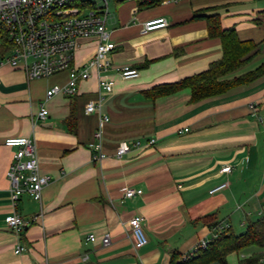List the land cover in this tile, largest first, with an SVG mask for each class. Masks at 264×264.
I'll list each match as a JSON object with an SVG mask.
<instances>
[{
    "label": "crops",
    "instance_id": "crops-1",
    "mask_svg": "<svg viewBox=\"0 0 264 264\" xmlns=\"http://www.w3.org/2000/svg\"><path fill=\"white\" fill-rule=\"evenodd\" d=\"M123 1H111L105 21L115 45L107 73L112 92L99 91L92 72L75 96L47 99L50 87L65 85L66 72L56 83V75L28 80L23 69L0 66V264H169L173 252L184 255L200 240L222 233L219 225L239 235L264 217V75L194 104L188 90L145 96L154 86L200 74L222 58L220 40L208 37L207 16H217L222 29L233 28L240 41L257 46L249 54L256 52L254 57L229 78L263 65L264 0L119 4ZM156 18L168 26L143 33V23ZM96 44L79 41L76 66L91 58ZM8 54L0 42V57ZM124 67L138 76L121 80L117 70ZM88 103L98 110L86 114ZM40 105L48 111L43 121L35 120ZM103 117L105 158L92 163L93 132ZM19 137L34 143L39 170L50 182L40 202L25 194L13 208L5 174L14 149L3 143ZM122 142L130 149L119 156ZM224 166L229 173H220ZM224 182L225 189L209 194ZM128 188L142 194L124 198ZM14 212L29 222L19 237L4 223ZM133 216L143 218L148 239L139 250L133 249L127 225ZM89 234L97 241H87ZM104 234L110 237L107 247L99 243ZM18 245L25 250L15 254ZM258 253L264 249L248 247L226 261L235 257L237 264Z\"/></svg>",
    "mask_w": 264,
    "mask_h": 264
},
{
    "label": "built area",
    "instance_id": "built-area-1",
    "mask_svg": "<svg viewBox=\"0 0 264 264\" xmlns=\"http://www.w3.org/2000/svg\"><path fill=\"white\" fill-rule=\"evenodd\" d=\"M100 1V8L85 12V9L89 7L88 3L82 0H0V25L5 31L6 45L9 47V54L0 57V66L8 65L12 68L23 69L28 80L48 79L66 72L65 85L50 87L45 94L47 99L57 94L75 96L79 82L89 79L92 72L96 76L99 91L112 92L114 82L108 78L107 73L111 69L110 55L115 45L110 41L105 30V21L108 15V3L113 0ZM167 26L168 23L164 18L150 19L143 23L142 32L149 33ZM92 39L97 41L94 54L82 66H76L74 56L79 41ZM117 73L121 80L138 76L136 70L128 67L118 69ZM98 108L93 103H88L85 106V113L91 114ZM250 108L254 109L253 106ZM47 116L48 111L40 105L35 120L43 121ZM262 120L264 121V116ZM107 121V117L101 118L98 127L93 132L95 143L92 145V163H100L105 158L101 149V126ZM154 142V139L150 140V144ZM3 145L14 149L5 174L9 182V195L13 208L16 207L20 197L25 194L35 202H40L42 191L49 184L50 178L39 170L34 143L29 138L19 137L8 138ZM129 149V145L122 142L119 145V156L127 153ZM230 170L229 166H224L220 169V173L226 174ZM227 186V182L221 183L210 190L209 194L219 192ZM141 194V190L130 188L123 190V196L127 199ZM35 220L36 218H32L30 221ZM4 223L16 237H19L29 222L14 212L4 218ZM142 224L143 218L140 216H133L127 223L134 250H139L148 243ZM218 227L222 232L229 229L227 224ZM217 236L214 235L210 240L197 242L189 252L182 255V260L197 257ZM86 240L94 243L97 238L94 234H89ZM99 243L102 247L109 246V235L104 234L99 239ZM24 250L23 246L18 245L15 248V254ZM86 259L85 255L82 260ZM261 263H264V258Z\"/></svg>",
    "mask_w": 264,
    "mask_h": 264
},
{
    "label": "trees",
    "instance_id": "trees-1",
    "mask_svg": "<svg viewBox=\"0 0 264 264\" xmlns=\"http://www.w3.org/2000/svg\"><path fill=\"white\" fill-rule=\"evenodd\" d=\"M167 0H154V3H162ZM87 6L94 9L92 5ZM208 37L219 39L222 48V58L213 62L208 69L200 74L185 78L178 82L166 83L154 86L145 91V96L149 99H157L173 95L182 90L190 92V103H198L208 98L225 94L229 90L250 83L264 75V64L254 71L229 78L231 74L241 69L256 52V45L250 41H240L233 28L222 29L217 16L205 17ZM1 50L6 51L5 31L0 25ZM72 116L66 119L68 125L71 124ZM71 131V129H70ZM248 247L264 249V217L249 222L242 234L235 235L230 229L220 233L208 248L202 251L197 257L182 260V255L176 252L171 254L169 264H227V257L232 253H238ZM264 254L258 253L251 257L239 261L237 264H260Z\"/></svg>",
    "mask_w": 264,
    "mask_h": 264
},
{
    "label": "rangeland",
    "instance_id": "rangeland-1",
    "mask_svg": "<svg viewBox=\"0 0 264 264\" xmlns=\"http://www.w3.org/2000/svg\"><path fill=\"white\" fill-rule=\"evenodd\" d=\"M83 2H87L88 3V5H92L93 6V8L94 9H98V8H100L101 7V1L100 0H82ZM128 2V0H125V1H123V2H121V3H119V4H125V3H127ZM112 6H111V1L108 3V12L109 11H112ZM90 10V8H86L85 9V12H87V11H89ZM101 10H103V9H101ZM1 42V41H0ZM63 79H64V75L63 74H60V75H56L54 78H53V80L56 82V83H59V82H61V81H63ZM228 264H236V258L235 257H230L229 259H228ZM261 264H264V263H261Z\"/></svg>",
    "mask_w": 264,
    "mask_h": 264
}]
</instances>
